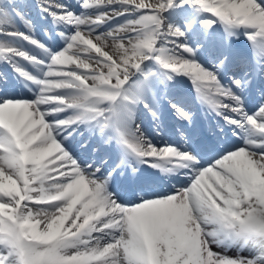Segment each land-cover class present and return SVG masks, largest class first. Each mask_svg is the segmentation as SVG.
<instances>
[{
    "label": "snow or ice",
    "instance_id": "snow-or-ice-1",
    "mask_svg": "<svg viewBox=\"0 0 264 264\" xmlns=\"http://www.w3.org/2000/svg\"><path fill=\"white\" fill-rule=\"evenodd\" d=\"M0 66V264H264V0H0Z\"/></svg>",
    "mask_w": 264,
    "mask_h": 264
}]
</instances>
